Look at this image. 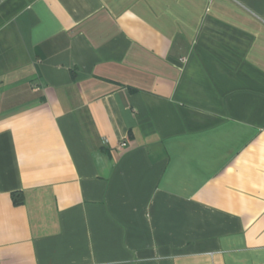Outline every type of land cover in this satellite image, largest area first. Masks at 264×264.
Instances as JSON below:
<instances>
[{
    "label": "crops",
    "instance_id": "1",
    "mask_svg": "<svg viewBox=\"0 0 264 264\" xmlns=\"http://www.w3.org/2000/svg\"><path fill=\"white\" fill-rule=\"evenodd\" d=\"M0 264H264V0H0Z\"/></svg>",
    "mask_w": 264,
    "mask_h": 264
},
{
    "label": "trees",
    "instance_id": "2",
    "mask_svg": "<svg viewBox=\"0 0 264 264\" xmlns=\"http://www.w3.org/2000/svg\"><path fill=\"white\" fill-rule=\"evenodd\" d=\"M14 200H15L16 203L22 202L23 201V195H22V193L15 192L14 193Z\"/></svg>",
    "mask_w": 264,
    "mask_h": 264
},
{
    "label": "built area",
    "instance_id": "3",
    "mask_svg": "<svg viewBox=\"0 0 264 264\" xmlns=\"http://www.w3.org/2000/svg\"><path fill=\"white\" fill-rule=\"evenodd\" d=\"M128 145V141H123L120 143V147H124Z\"/></svg>",
    "mask_w": 264,
    "mask_h": 264
}]
</instances>
